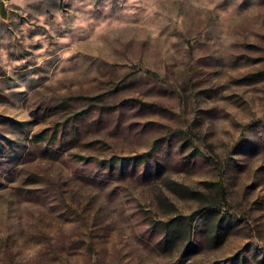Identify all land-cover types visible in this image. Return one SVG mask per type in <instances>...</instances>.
Listing matches in <instances>:
<instances>
[{
	"label": "rangeland",
	"instance_id": "rangeland-1",
	"mask_svg": "<svg viewBox=\"0 0 264 264\" xmlns=\"http://www.w3.org/2000/svg\"><path fill=\"white\" fill-rule=\"evenodd\" d=\"M1 9L0 264H264V0Z\"/></svg>",
	"mask_w": 264,
	"mask_h": 264
},
{
	"label": "crops",
	"instance_id": "crops-1",
	"mask_svg": "<svg viewBox=\"0 0 264 264\" xmlns=\"http://www.w3.org/2000/svg\"><path fill=\"white\" fill-rule=\"evenodd\" d=\"M11 0H0V9H1V13H5V6L8 2H10Z\"/></svg>",
	"mask_w": 264,
	"mask_h": 264
}]
</instances>
